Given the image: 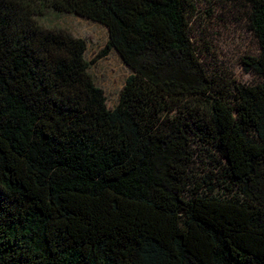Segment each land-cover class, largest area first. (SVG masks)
<instances>
[{"label":"trees","instance_id":"obj_1","mask_svg":"<svg viewBox=\"0 0 264 264\" xmlns=\"http://www.w3.org/2000/svg\"><path fill=\"white\" fill-rule=\"evenodd\" d=\"M195 1L0 0V264H264V0H243L259 81L228 89L196 51ZM49 11L107 27L133 71L114 109ZM195 137L218 156L209 192Z\"/></svg>","mask_w":264,"mask_h":264},{"label":"rangeland","instance_id":"obj_2","mask_svg":"<svg viewBox=\"0 0 264 264\" xmlns=\"http://www.w3.org/2000/svg\"><path fill=\"white\" fill-rule=\"evenodd\" d=\"M195 5L196 12L190 22L191 37L215 87L228 89L233 81L249 85L257 83L258 76L245 64L246 57H256L260 52L258 40L248 27L247 4L243 0H196ZM37 19L45 28L63 29L86 41L88 72L104 91L107 107L114 109L133 71L115 49L108 48L107 27L73 13L56 11H49ZM192 145L195 156L191 186L200 185L201 191L209 192L206 182L214 179L212 173L217 164L214 159L218 156L198 137ZM225 162L223 160V164ZM214 193L220 194L222 190L216 189Z\"/></svg>","mask_w":264,"mask_h":264}]
</instances>
